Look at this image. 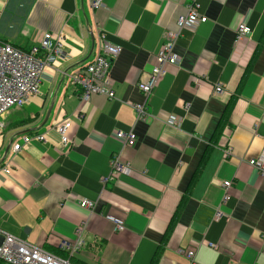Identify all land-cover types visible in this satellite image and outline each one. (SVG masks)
<instances>
[{
  "label": "crops",
  "instance_id": "obj_1",
  "mask_svg": "<svg viewBox=\"0 0 264 264\" xmlns=\"http://www.w3.org/2000/svg\"><path fill=\"white\" fill-rule=\"evenodd\" d=\"M90 2L0 0V42L28 50L50 33L62 54L38 94L0 117V230L67 259L61 244L83 226L71 264H188L186 248L197 264H264V177L247 163L264 149V0ZM192 4L206 22L180 31L178 65L144 98L137 84ZM239 24L250 34L235 43ZM100 34L121 48L112 98L81 103L69 77L92 62ZM65 119L62 148L55 127ZM117 131H132L134 146ZM115 154L131 173L102 183Z\"/></svg>",
  "mask_w": 264,
  "mask_h": 264
},
{
  "label": "built area",
  "instance_id": "obj_2",
  "mask_svg": "<svg viewBox=\"0 0 264 264\" xmlns=\"http://www.w3.org/2000/svg\"><path fill=\"white\" fill-rule=\"evenodd\" d=\"M101 5L102 0H91L90 2L92 9ZM205 22L206 18L199 14L197 4L190 5L186 14L177 19L178 32H167L162 48L155 56V65L137 84V89L144 98H148L152 94L166 74L167 66L178 65L179 57L174 53V47L180 31L193 30ZM249 34L250 28L245 24H239L235 32V43L249 36ZM120 52L119 46L106 41L103 34L99 35L97 54L92 62L69 77L71 84L80 92L79 100L81 103L88 102L95 95L112 98L110 71L112 63ZM61 56L60 38H56L50 33L43 34L38 45L32 46L28 50L0 42V117L12 108L24 106L30 98L37 95L42 70L53 65L57 57L61 58ZM221 91L222 88L216 85L215 94ZM133 109L136 121H142L146 115L144 105H135ZM70 125V121L65 119L55 127L60 136L62 148L70 144L68 136ZM114 137L125 146H134L136 141V136L132 131H117ZM35 139L43 141L44 136L39 135ZM28 140L29 138H24L23 141L27 142ZM20 147V144H14L12 150L17 152ZM247 163L249 167L264 177V149L258 157L249 160ZM2 170L5 173L9 172L6 167ZM130 173L129 164L119 161V155L115 154L110 159V175L102 178L101 181L106 183L115 176H129ZM230 186L231 182L222 183L224 192L222 204L228 200ZM79 207L93 212V204L88 200L80 201ZM221 214L218 210L215 216L218 218ZM115 229L121 231L123 227L117 222ZM82 231L83 226H79L76 230L77 239L73 243L62 242L61 244V247L68 252L69 258L83 247V241L80 239ZM208 246L215 248L212 244ZM181 253L187 259L188 264H197L194 260L193 248L181 250ZM69 258L55 257L36 245L28 244L20 237L0 230V264H71Z\"/></svg>",
  "mask_w": 264,
  "mask_h": 264
}]
</instances>
